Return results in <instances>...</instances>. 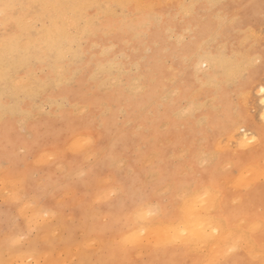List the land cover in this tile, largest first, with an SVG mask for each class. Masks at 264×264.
<instances>
[{"label":"rangeland","instance_id":"obj_1","mask_svg":"<svg viewBox=\"0 0 264 264\" xmlns=\"http://www.w3.org/2000/svg\"><path fill=\"white\" fill-rule=\"evenodd\" d=\"M158 1L159 0H147L145 2H140L142 4H151V2L152 4H160L162 2ZM163 1L165 2V0ZM167 1L166 3H162L176 5L195 4L198 6L215 3L222 7L218 8V10L216 9L214 13L206 8L198 7L194 10L195 15L187 21L183 16L177 18L176 13L180 11L179 9L170 10L171 15L169 16L166 14L163 22L164 25L167 26H159L155 17L141 16L133 21L137 26V33L134 34L135 36H125V38L122 39L124 41L117 40L115 46H112L113 44L111 43H107L105 47L99 48L88 45L83 51V55H74L72 59L63 62V66L66 68L62 69L58 74L53 73L54 68L51 66L55 61L35 67L31 73L32 78L29 80V84L33 83L38 72L42 76H46L47 79L43 82H34L36 83V89L31 91L27 99L24 95L15 93L5 97L4 89L3 93L0 90V111H2L0 112V131L3 130L2 134L5 136V140L0 138V149H2L3 153L2 159L0 160L1 170H3V168L5 169L7 164L26 157L27 153L19 151V149L30 147L38 138L55 141L68 133L71 123L80 122L86 123L89 126V134L93 135L97 142L102 145V149L96 154L94 161H102L111 155H115L119 158V161L123 162L125 167L131 168L134 172L152 164L164 168L165 171L172 168L171 172L178 178L191 180V187L181 188L179 194H183L184 191L188 190V192L194 193L198 190L196 187V179L200 174V161L195 149L198 148L203 141L207 140V133L212 131L210 130L211 128L207 119L209 114L214 117L220 116L222 122L227 123L226 116L228 111H231L236 119L239 117L238 120H240L249 131L253 128L258 130L261 124H264V119H262L264 118V94H262L260 90L261 87L264 88V69H262L261 64L258 62L261 58V54L264 53V45H262L258 39L260 31L264 29V20H262L258 12L260 0ZM4 2L22 3V0H4ZM79 3L107 4V2H96L92 0H81ZM245 5H256L257 7L251 9L244 7ZM244 10H246L249 15ZM229 12L230 14H228ZM242 12L248 16L247 22H250V24H248L249 27L247 25H243L242 27L239 23L233 27L231 19L235 16H240L241 21L240 13ZM221 13L222 16L229 18L228 22L230 23L220 26V24L216 22L215 17L220 16ZM232 15L233 17H231ZM185 24L191 29V32L186 35V42L174 40L172 37L173 33L176 35H185L187 33ZM247 27L248 29L252 28L249 29V33H247ZM253 29H257L258 31H252ZM250 33H255V35H257L255 37V35H251ZM217 35L221 37V43L219 42L218 44L215 42ZM180 43H183L182 52L188 55L187 63L184 61V55L178 54V46ZM135 45L137 47H134ZM216 45L220 48L218 49ZM221 47L223 48L221 49ZM105 48H108L110 51H105ZM201 49H207L212 55L221 54L218 57V62L221 64L219 65L217 62V64L214 65L209 64L211 69L209 67L208 69L204 68L203 65L205 62H208H201V60L209 59L210 63L212 62L208 55H201ZM224 56L225 59L223 58ZM245 57L247 60H245ZM197 58L199 59L196 60ZM253 58H255L257 63L254 65L248 64L251 63ZM97 59H100V61ZM193 60L195 62H191ZM226 60H229V62L226 63ZM199 61L201 62V66L198 72L195 66L200 63ZM222 62L226 65L223 63V70H218L219 66H222ZM232 63H234L233 66ZM104 65L106 66L104 67ZM244 67H246L247 70ZM100 68L102 71H100ZM168 68H172L173 70H169ZM216 69L220 72L216 71ZM237 71H245L247 73L246 79L243 81V94L245 95H241L236 89H232L231 93H226L222 97L217 98L212 87H205L206 84L210 83V81H214L215 78L219 77L223 80L230 73ZM57 75L62 76V78L58 79ZM125 75L127 77H125ZM171 77L176 79H170ZM111 79L115 80L112 82L107 81ZM104 80L108 82H106V85L103 83L105 82ZM122 81L126 83L121 84ZM138 88H140V90H137ZM197 91L198 94H194ZM168 93L169 95H167ZM209 93H212V95H209ZM191 94H193L194 97ZM190 95L191 97H189ZM242 96L247 97H243L242 99ZM66 97L67 99H65ZM4 100L8 102L7 105H5ZM210 100H212L213 103L209 102ZM188 101L192 103L189 104ZM232 102L242 107V113H235L234 104ZM243 102H246V104L242 105ZM77 103H79V107H77V109L76 107L73 108V105ZM186 103L188 107L192 104V107L189 109L190 111L187 109ZM206 103L210 105H205ZM82 107H85L86 110ZM200 107L205 110V114H201L199 110L201 109ZM183 108L185 110H183ZM78 109L81 110V112H79ZM180 109V113L176 114L175 112ZM192 110L194 113L191 112ZM6 112L7 115L5 114ZM185 112H187L188 116L184 115ZM197 118H199V120L201 119L200 122ZM97 121L100 124H98ZM196 129L199 132H197ZM5 130L7 135L4 133ZM233 131H235V129H233ZM215 135L217 139H219V134L215 133ZM114 144L116 145L115 153L112 152V146ZM251 147L254 151H259L260 149L258 143ZM49 151L51 153L53 150L49 149ZM157 157H159V159H157ZM162 161L164 162L163 164ZM57 163L59 167H57ZM73 167L71 163L53 161L50 167L45 166L41 170L30 174L28 181L37 184L35 191L27 194L22 193V196L24 195L23 197H29L34 203V209L46 205V208L43 207L44 212H55V215L47 213V215L45 214L42 216L44 220L46 219L45 223L42 222V217L40 222L35 223L32 221L31 216H29V219L26 215L27 219H25L22 215L23 211L20 214V216L22 215L21 220L23 221L21 226L25 230L29 228L30 220L31 227L37 229V235L39 234L42 238L48 237L55 241V245L45 252L47 253L46 260L50 261L49 263L53 262L52 264H55V262H59V264H73V262H75V264H81L83 260H99L103 258L104 255L99 251V244H97L95 248H85L84 244L88 242L85 240L86 234L84 231L77 232L81 225L85 223L83 213L79 207L83 197L72 199V193L75 189L66 186L76 181L82 183L84 177L79 175V170H87L79 169L77 165L76 168L79 170L74 171ZM60 168L61 171H59ZM44 170H48L49 173L44 172L43 174ZM244 170L246 171V169H241L235 176H232V169L227 167V161L221 165V172L225 173L224 182L226 189L229 183L231 185L239 184L244 189L243 198L238 195H233L230 199L225 200V205L230 208H237L240 205L234 204L233 201H240L242 199L244 206L254 205V210L258 214L261 199L264 197V189L260 186V170L258 167L248 168L249 171L247 170L246 172H244ZM249 173H251V179H249ZM185 174L187 177L184 176ZM252 174L254 177H252ZM148 180L152 181L153 176L149 177ZM250 180H252V182H250ZM242 181H244V184ZM61 187H64L65 191L53 198L51 195L52 191ZM176 187V181L168 185L169 190L175 189ZM1 189H5L3 192L6 193V185L3 182L0 183V190ZM164 190L165 189H159L153 192V197L159 195V193ZM12 198H14L12 200L15 201V196ZM175 207L179 214L183 205L181 203ZM25 208V210L31 209L27 206H25ZM94 215L97 217L94 222H92V216H89L86 220L87 228L90 230L89 232H91L87 234L92 238H96L102 230L109 229V227L114 224L110 221L108 224H105L103 214L95 213ZM51 219H54L55 230L53 229V231L47 228V222ZM77 235L79 236V240H77ZM45 253H42L40 256L45 255ZM58 253L60 254L59 256H57ZM72 255L73 257H71ZM133 258L141 260L158 258L161 261H181L187 259V257L178 250H169L167 253L161 252L158 257L146 250L144 253L135 254Z\"/></svg>","mask_w":264,"mask_h":264},{"label":"snow or ice","instance_id":"obj_2","mask_svg":"<svg viewBox=\"0 0 264 264\" xmlns=\"http://www.w3.org/2000/svg\"><path fill=\"white\" fill-rule=\"evenodd\" d=\"M198 7L214 13L222 6L215 3L200 6L129 2L6 3L0 0V85H3L4 96L15 93L27 99L31 91L36 89V83L29 84V80L37 65L55 61L53 67L60 68L63 62L74 55L82 54L88 45L99 48L111 43L115 46L117 40L137 33L133 21L141 16L155 17L159 26H167L163 22L166 14L171 15L170 10L179 9L177 18L183 16L187 21L195 15L194 10ZM244 7L255 9L257 6ZM258 12L264 20V0H260ZM28 17H35L37 25L41 21H50L48 32H36L31 20L25 24ZM215 20L220 25H226L229 18L220 15ZM239 21L240 16L233 17L232 26L235 27ZM185 27V35L173 33V38L186 42V35L191 29L187 24ZM220 38L217 35L215 42L219 43ZM258 39L264 45V29L260 31ZM33 40L35 45L31 43ZM25 41H29L27 47L22 46ZM182 49L183 43H180L178 54L184 55L187 62L188 55ZM105 51L110 50L105 48ZM201 55H208L215 64L221 54L212 55L207 49H201ZM258 62L264 69V53ZM256 63L253 58L251 64ZM203 67L208 68L209 64L205 63ZM199 69L200 65L197 64L198 72ZM246 76L245 71L233 72L223 80L215 78L205 87H212L217 98L231 93L232 89L242 95ZM46 79L39 72L35 77L39 82ZM261 93L264 94V88ZM4 103L7 105L6 100ZM73 107H79V103ZM234 110L236 114L243 111L239 104L234 105ZM200 111L202 115L205 114L203 108ZM207 119L212 131L207 133V140L195 149L200 161V174L196 179L198 190L194 193L184 191L179 194L181 188L191 187V180L178 178L171 170L162 168L158 175L154 174L145 189L139 193L130 191L123 179L125 165L117 156L94 161L102 145L89 134V126L80 122L71 123L68 133L55 141L38 138L30 147L22 148L21 151L27 153L26 157L6 165L2 182L5 185L27 187L30 174L45 166L50 167L53 161L71 163L74 171L87 170H79V175L84 177L82 183L76 181L66 187L75 189L72 199L83 197L79 207L85 223L77 232L84 231L86 234L85 240L88 242L84 247L95 248L99 244V251L104 255L99 260H83L81 264H264V197L258 214L254 205L244 206L242 199L233 201L240 205L237 208L226 206L225 200L233 195L243 198L244 189L239 184L230 183L226 189L225 173L221 172V165L225 161L227 167L232 169V176L241 169L258 167L260 186L264 189V124L258 130L253 128L249 131L231 111L227 113V123L222 122L220 116L209 114ZM215 133L219 134V139ZM257 143L260 149L254 151L251 146ZM49 149L53 151L50 153ZM115 151L114 144L112 152ZM146 170L155 173L156 166L150 165ZM173 181L177 182V187L169 190L168 185ZM157 189L165 190L153 197L152 193ZM63 191L65 188L61 187L53 190L51 195L55 198ZM181 203L183 207L178 214L175 206ZM105 209L109 211L114 225L123 224L127 227L104 229L96 238H92L87 234L86 220L92 216L95 221L97 217L94 214ZM22 223L20 217L3 221L5 258L0 260V264H49L46 259L38 257L53 247L55 241L37 235V229L31 227L30 220L27 230L21 226ZM146 250L157 257L161 252L178 250L187 259L161 261L158 258H133L135 254Z\"/></svg>","mask_w":264,"mask_h":264},{"label":"bare ground","instance_id":"obj_3","mask_svg":"<svg viewBox=\"0 0 264 264\" xmlns=\"http://www.w3.org/2000/svg\"><path fill=\"white\" fill-rule=\"evenodd\" d=\"M79 1H81V0H22V3H35V2H46V3H60V4H66V3H79ZM86 1V0H85ZM88 1V0H87ZM92 1H96V2H98V1H101V2H107V4L109 3V2H119V3H121V2H129V3H141V2H145V1H147V0H92ZM141 1V2H140ZM156 1V0H155ZM164 2L163 0H159L158 2ZM161 2V3H162ZM166 2H168L167 0H165V2L164 3H166ZM221 2V1H220ZM160 3V4H161ZM179 3V2H178ZM142 4V3H141ZM151 4H152V2H151ZM178 5V4H177ZM227 7V6H226ZM240 7H242V6H240ZM204 10V9H203ZM218 10V9H217ZM221 10V9H220ZM234 10H237V9H234ZM233 10V11H234ZM106 11V10H105ZM228 11V10H227ZM227 11H225V12H227ZM233 11H231V12H233ZM245 12H247L246 10H244ZM234 12H236V11H234ZM223 13V12H222ZM222 13H221V15H222ZM228 14H230V12L228 13ZM247 14H248V12H247ZM234 15V14H233ZM233 15L231 16V17H233ZM240 15H241V21H239V25H241L242 27H243V25H247L248 26V24H250V22H247L248 21V16L246 15V14H244V12H242V13H240ZM249 15V14H248ZM32 21V26L34 27V29H35V31L36 32H40V31H43L44 33H47L48 32V30H49V24L51 23L50 21H41L38 25L36 24V18L35 17H28V18H26L25 19V21H24V23L25 24H28L29 23V21ZM228 23H230V22H228ZM221 26V25H220ZM228 26V25H227ZM249 27V26H248ZM248 27H247V30H248V32L247 33H249V29H252V28H249L248 29ZM189 28V27H188ZM194 28V27H193ZM197 28V27H196ZM174 29V28H173ZM187 29V28H186ZM184 30V29H183ZM257 30V29H256ZM256 30H252V31H256ZM185 31V30H184ZM216 31V30H215ZM252 31H250V32H252ZM258 31V30H257ZM214 32V31H213ZM220 33V32H219ZM245 33V32H244ZM147 34V33H146ZM212 34V33H211ZM217 34V33H216ZM243 34V33H242ZM251 35H252V33H250ZM172 35V34H171ZM213 35V34H212ZM211 35V36H212ZM234 35V34H233ZM254 35H255V33H254ZM257 35V34H256ZM256 35H255V37H256ZM135 36V35H134ZM210 36V37H211ZM166 37V36H165ZM173 37V36H172ZM216 37V36H215ZM193 38V37H192ZM211 39V38H210ZM214 39V38H213ZM240 39V38H239ZM175 40V39H174ZM233 40V39H232ZM255 40V39H254ZM122 41H124V40H122ZM209 41V40H208ZM249 41V40H248ZM258 41V40H257ZM207 42V41H206ZM230 42V41H229ZM28 43L29 42H27V41H25L24 43H23V45L22 46H24V47H27V45H28ZM31 43L33 44V45H35V41L33 40V41H31ZM179 43V42H178ZM202 43V42H201ZM205 43V42H204ZM208 43V42H207ZM221 43V42H220ZM239 43V42H238ZM206 44V43H205ZM205 44H203V45H205ZM218 44V43H217ZM237 44V43H236ZM253 44V43H252ZM255 44V43H254ZM209 45V44H208ZM220 45H222V44H220ZM229 45V44H228ZM231 45V44H230ZM235 45V44H234ZM113 46V45H112ZM123 46V45H122ZM126 46V45H125ZM137 46H138V44H137ZM136 45L134 46V47H137ZM217 46V45H216ZM223 46V45H222ZM92 47V46H91ZM107 47V46H106ZM139 47V46H138ZM201 47V46H200ZM243 47V46H242ZM131 48V47H130ZM217 48L219 49L220 47H218L217 46ZM223 47H221V49H222ZM245 48V47H244ZM168 49V48H167ZM213 49V48H212ZM112 50V49H111ZM127 50H128V48H127ZM132 50V49H131ZM134 50H135V48H134ZM123 51V50H122ZM121 51V52H122ZM199 51V50H198ZM197 51V52H198ZM222 51V50H221ZM221 51H218V52H221ZM224 51V50H223ZM109 52V51H108ZM201 52V51H200ZM214 52H215V50H214ZM226 52V51H225ZM228 52V51H227ZM249 52V51H248ZM106 53V52H105ZM112 53V52H111ZM125 53V52H124ZM129 53V52H128ZM93 54H95V53H93ZM109 54V53H108ZM132 54V53H131ZM229 54V53H228ZM83 55V54H82ZM127 55V54H126ZM129 55V54H128ZM196 55V54H195ZM118 56V55H117ZM191 56H193V55H191ZM198 56H199V54H198ZM253 56V55H252ZM194 57V56H193ZM192 57V58H193ZM197 57V56H196ZM200 57V56H199ZM227 57V56H226ZM232 57V56H231ZM104 58H107V57H104ZM103 58V59H104ZM111 58V57H110ZM119 58V57H118ZM137 58V57H136ZM182 58H183V56H182ZM201 58V57H200ZM221 58V57H220ZM224 59H225V56L223 57ZM233 58V57H232ZM238 58V57H237ZM246 58V57H245ZM74 59H76V58H74ZM109 59V58H108ZM199 58H197L196 60H198ZM85 60V59H84ZM87 60V59H86ZM97 60H99L100 61V59H97ZM105 60V59H104ZM121 60V59H120ZM144 60V59H143ZM159 60V59H158ZM229 60H230V58H229ZM229 60L227 61L226 60V63L227 62H229ZM245 60H247V58L245 59ZM92 61V60H91ZM107 61H109V60H107ZM149 61V60H148ZM185 61V60H184ZM189 61H190V57H189ZM202 61H207L208 62V64H210V65H214L213 63H210V60L209 59H207V60H201V62ZM53 62V61H52ZM117 62V61H116ZM121 62V61H120ZM124 62V61H123ZM130 62V61H129ZM134 62V61H133ZM191 62H193V61H191ZM200 62V61H199ZM198 62V63H199ZM201 62L199 63L200 64V66H201ZM212 62V61H211ZM221 62V61H220ZM231 62V61H230ZM248 62V61H247ZM95 63V62H94ZM98 63V62H97ZM103 63V62H102ZM127 63V62H126ZM187 63V62H186ZM189 63V62H188ZM206 63V62H205ZM223 63L224 62H222V66H219V69L218 70H223V68H224V66H223ZM242 63H244V62H242ZM241 63V64H242ZM55 63H52V67H53V65H54ZM68 64V63H67ZM91 64V63H90ZM99 64H101V63H99ZM104 64V63H103ZM102 64V65H103ZM202 64H204V63H202ZM215 64H217V63H215ZM218 64H219V62H218ZM221 64V63H220ZM219 64V65H220ZM233 64L234 63H232V66H233ZM248 64H251V63H248ZM64 65V63L60 66V68H54V71H53V73L54 74H58L60 71H61V69H64V68H66L65 66H63ZM95 65V64H94ZM110 65V64H109ZM133 65H135V64H133ZM224 65H226L225 63H224ZM247 65V64H246ZM245 65V66H246ZM38 66V65H37ZM36 66V67H37ZM79 66V65H78ZM82 66V65H81ZM93 66V65H92ZM96 66V65H95ZM106 65H104V67H105ZM116 66H118V65H116ZM125 66V65H124ZM187 66V65H186ZM194 66V65H193ZM250 66V65H249ZM85 67V66H84ZM115 67V66H114ZM145 67V66H144ZM195 67H197V66H195ZM217 67H218V65H217ZM41 68V67H40ZM132 68H133V66H132ZM173 68V67H172ZM171 68V69H172ZM191 68V67H190ZM210 68V67H209ZM213 68V67H212ZM244 68H246V67H244ZM243 68V69H244ZM249 68V67H248ZM70 69V68H69ZM68 69V70H69ZM101 69V68H100ZM135 69V68H134ZM141 69V68H140ZM169 70H171L170 68H168ZM183 69H185V68H183ZM197 69V68H196ZM208 69V68H207ZM211 69V68H210ZM215 69V68H214ZM241 69H242V67H241ZM67 70V69H66ZM65 70V71H66ZM80 70V69H79ZM85 70H86V68H85ZM99 70V69H98ZM124 70V69H123ZM137 70V69H136ZM147 70V69H146ZM173 70V69H172ZM217 69H216V71H218ZM246 70H247V68H246ZM47 71V70H46ZM77 71V70H76ZM100 71H102V69L100 70ZM112 71H114V70H112ZM196 71V70H195ZM195 71H194V73H195ZM71 72H73V71H71ZM105 72V71H104ZM119 72V71H118ZM193 72V71H192ZM218 72H220V71H218ZM238 72V71H237ZM76 73V72H75ZM85 73V72H84ZM93 73V72H92ZM135 73V72H134ZM152 73V72H151ZM154 73V72H153ZM62 74H63V72H62ZM62 74H60V75H62ZM101 74V73H100ZM132 74V73H131ZM196 74H197V72H196ZM221 74V73H220ZM44 75V74H43ZM71 75V74H70ZM134 75V74H133ZM136 75H138V74H136ZM143 75V74H142ZM141 75V76H142ZM180 75V74H179ZM178 75V76H179ZM50 76V75H49ZM58 76V75H57ZM77 76V75H76ZM93 76V75H92ZM97 76H99V75H97ZM147 76V75H146ZM182 76V75H181ZM212 76V75H211ZM225 76H227V75H225ZM55 77V76H54ZM66 77V76H65ZM74 77V76H73ZM79 77H80V75H79ZM120 77V76H119ZM125 77H127L126 75H125ZM131 77V76H130ZM195 77V76H194ZM101 78V77H100ZM108 78V77H107ZM110 78V77H109ZM116 78V77H115ZM151 78V77H150ZM153 78V77H152ZM169 78V77H168ZM219 78V77H218ZM103 79V78H102ZM101 79V80H102ZM117 79V78H116ZM170 79H176V78H170ZM196 79V78H195ZM205 79V78H204ZM99 80V79H98ZM113 80H115V79H111V80H107V81H110V82H112ZM130 80V79H129ZM153 80V79H152ZM167 80H169V79H167ZM196 80H198V79H196ZM203 80V79H202ZM48 81V80H47ZM46 81V82H47ZM103 81V80H102ZM105 82H103L105 85H106V80H104ZM131 81V80H130ZM170 81V80H169ZM173 81V80H172ZM181 81V80H180ZM199 81V80H198ZM34 82H37L35 79L33 80V83ZM64 82V81H63ZM62 82V83H63ZM211 82V81H210ZM85 83V82H84ZM87 83V82H86ZM108 83V82H107ZM120 83V82H119ZM137 83V82H136ZM172 83V82H171ZM174 83V82H173ZM121 84H122V82H121ZM120 84V85H121ZM208 84H210V83H208ZM253 84V83H252ZM58 85V84H57ZM61 85V84H60ZM76 85V84H75ZM59 86V85H58ZM192 86H193V84H192ZM251 86V85H250ZM60 87V86H59ZM128 87V86H127ZM195 87H196V85H195ZM126 88V87H125ZM263 87H261L260 88V90L262 89ZM3 86H0V90L2 91V93H3ZM83 89V88H82ZM195 89V88H194ZM193 89V90H194ZM200 89V88H199ZM199 89H197V90H199ZM202 89V88H201ZM212 89V88H211ZM126 90H128V89H126ZM157 90V89H156ZM207 90H208V88H207ZM245 90H247V89H245ZM134 91H137V90H134ZM166 91H168V90H166ZM176 91V90H175ZM114 92V91H113ZM121 93V92H120ZM125 93H127V92H125ZM163 93V92H162ZM170 93V92H169ZM169 93L167 94V95H169ZM201 93V92H200ZM88 94V93H87ZM194 94H198V91L197 92H195ZM215 94V93H214ZM247 94V93H246ZM191 95H193V94H191ZM191 95L189 96V97H191ZM243 95H245V94H243ZM249 95V94H248ZM45 96V95H44ZM125 96V95H124ZM263 96V95H262ZM63 97V96H62ZM193 97H194V95H193ZM231 97V96H230ZM239 97V96H238ZM243 97H247V96H242V99H243ZM54 98V97H53ZM138 98V97H137ZM201 98V97H200ZM64 99V98H63ZM65 99H67V97L65 98ZM156 99V98H155ZM192 100V99H191ZM231 100V99H230ZM244 100H245V98H244ZM220 101V100H219ZM235 101V100H234ZM241 101H243V100H241ZM62 102V101H61ZM68 102V101H67ZM122 102V101H121ZM124 102V101H123ZM152 102V101H151ZM154 102V101H153ZM178 102V101H177ZM189 102V101H188ZM209 102H212V100H210ZM216 102V101H215ZM236 102V101H235ZM8 103V102H7ZM22 103V102H21ZM75 103V102H74ZM190 103H192V102H189V104ZM213 103V102H212ZM233 103V102H232ZM29 104V103H28ZM37 104V103H36ZM103 104H105V103H103ZM175 104V103H174ZM187 104V103H186ZM234 104V103H233ZM243 104H246V102H243L242 103V105ZM263 104H264V101H263ZM39 105V104H38ZM42 105V104H41ZM70 105H72V104H70ZM69 105V106H70ZM147 105V104H146ZM205 105H210V104H205ZM204 105V106H205ZM218 105V104H217ZM235 105V104H234ZM67 106V105H66ZM222 106V105H221ZM232 106V105H231ZM230 106V107H231ZM55 107V106H54ZM111 107V106H110ZM143 107V106H142ZM185 107H186V105H185ZM184 107V108H185ZM187 107H188V104H187ZM190 107H192V104L190 105ZM190 107H188L187 109L189 110L190 109ZM207 107V106H206ZM217 107V106H216ZM224 107V106H223ZM74 108V107H73ZM82 108H84L85 109V107H82ZM87 108V107H86ZM121 108V107H120ZM181 108V107H180ZM183 108V110H185ZM201 108V107H200ZM222 108V107H221ZM220 108V109H221ZM49 109V108H48ZM76 109H77V107H76ZM75 109V110H76ZM81 109V108H80ZM211 109V108H210ZM231 109V108H230ZM30 110V109H29ZM35 110V109H34ZM67 110V109H66ZM86 110V109H85ZM144 110V109H143ZM200 110V109H199ZM213 110V109H212ZM38 111V110H37ZM49 111V110H48ZM78 111L79 112H81V110H79L78 109ZM149 111V110H148ZM179 111V112H178ZM177 112H175L176 114H178V113H180V111H181V109L180 110H178ZM190 111V110H189ZM188 111V112H189ZM197 111V110H196ZM220 111V110H219ZM0 112H2V111H0ZM35 112V111H34ZM183 112V111H182ZM191 112H193L194 113V111L192 110ZM229 112V111H228ZM47 113V112H46ZM67 113V112H66ZM125 113V112H124ZM123 113V114H124ZM33 114V113H32ZM55 114V113H54ZM95 114V113H94ZM122 114V113H121ZM247 114V113H246ZM4 115V114H3ZM20 115V114H19ZM24 115V114H23ZM208 115V114H207ZM5 116V115H4ZM58 116V115H57ZM123 116H125V115H123ZM178 116V115H177ZM188 116V115H187ZM202 116V115H201ZM206 116V115H205ZM118 117V116H117ZM179 117H180V115H179ZM34 118H36V117H34ZM119 118V117H118ZM140 118V117H139ZM239 118V117H238ZM237 118V119H238ZM22 119V118H21ZM135 119V118H134ZM185 119V118H184ZM2 120H4V119H2ZM18 120V119H17ZM197 120H199V118H197ZM201 120V119H200ZM200 120H199V122H200ZM134 121V120H133ZM132 122V121H131ZM203 122H204V120H203ZM97 123H98V121H97ZM119 123V122H118ZM98 124H100V123H98ZM197 124V123H196ZM129 125V124H128ZM198 125V124H197ZM196 125V126H197ZM205 125V124H204ZM127 127V126H126ZM205 127V126H204ZM21 128V127H20ZM176 128V127H175ZM144 129V128H143ZM210 129V128H209ZM145 130V129H144ZM147 130V129H146ZM189 130V129H188ZM188 130H186V131H188ZM211 130V129H210ZM249 130V129H248ZM171 131V130H170ZM196 131H197V129H196ZM120 132V131H119ZM141 132V131H140ZM197 132H199V131H197ZM3 133V130H1L0 131V138H2L3 140H5V136H4V134H2ZM4 133H5V135H7L6 134V130L4 131ZM161 133V132H160ZM159 133V134H160ZM179 133H181V132H179ZM178 133V134H179ZM172 134V133H171ZM177 134V135H178ZM29 135V134H28ZM130 135V134H129ZM116 136V135H115ZM134 136V135H133ZM166 136V135H165ZM172 138V137H171ZM242 139V138H241ZM6 140H7V138H6ZM110 140V139H109ZM134 140V139H133ZM150 140V139H149ZM199 140V139H198ZM166 141V140H165ZM175 141V140H174ZM186 141H187V139H186ZM110 142V141H109ZM108 142V143H109ZM167 142V141H166ZM198 142V141H197ZM158 144H159V142H158ZM161 144V143H160ZM152 146V145H151ZM161 147V146H160ZM189 147V146H188ZM139 149V148H138ZM175 149V148H174ZM173 149V150H174ZM18 151V150H17ZM19 151H21L20 149H19ZM179 151V150H178ZM177 151V152H178ZM169 152H171V151H169ZM120 153V152H119ZM165 154V153H164ZM120 155H121V153H120ZM2 156H3V153H2V149H0V160L2 159ZM167 156V155H166ZM184 156V155H183ZM160 157V156H159ZM164 157V156H163ZM178 157V156H177ZM181 157H182V155H181ZM188 157V156H187ZM154 159V158H153ZM183 159V158H182ZM164 160V159H163ZM180 160V159H179ZM176 161V160H175ZM5 162V161H4ZM177 162V161H176ZM161 163V162H160ZM164 162L162 161V164H163ZM58 165V166H57ZM57 167H59V164L57 163ZM152 165H155L156 166V164H152ZM170 165V164H169ZM172 165V164H171ZM2 166V165H1ZM61 166V165H60ZM162 166V165H161ZM5 167V166H4ZM62 167V166H61ZM149 167V166H148ZM148 167H146V168H144V169H141V170H139V171H137V172H134L131 168H128V167H125V170H124V173H123V179L127 182V185H128V187H129V189H130V191H133V192H137V193H139V191L141 190V189H145L146 188V186L149 184V183H151V181L150 180H148V178L149 177H151V176H154V174L155 175H158V173H159V169H161L160 167H158V166H156V171H155V173H153V172H149V171H147L146 169H148ZM2 169V168H1ZM0 169V170H1ZM162 169H164V168H162ZM172 169V168H171ZM170 169V170H171ZM248 169H246V171H247ZM251 170V169H250ZM4 171H5V169L3 168V170H1L0 171V183H2V178H3V173H4ZM59 171H61V168H60V170ZM245 170H244V172H246ZM249 171V170H248ZM44 172L45 173H49V171L48 170H44L43 171V174H44ZM64 172V171H63ZM243 172V173H244ZM42 174V175H43ZM242 174V173H241ZM248 174V173H247ZM253 175V174H252ZM179 176V175H178ZM184 176H186V174L184 175ZM180 177V176H179ZM187 177V176H186ZM250 177V176H249ZM252 177H254V175L252 176ZM249 179H251V177L249 178ZM248 179V180H249ZM258 179V178H257ZM229 180H231V179H229ZM250 182H252V180H250ZM240 183H241V181H240ZM242 183L244 184V181H242ZM247 184H249V183H247ZM234 185V184H233ZM244 186V185H243ZM36 187H37V184L36 183H34V182H32V181H28L27 182V187H25L24 185H19V186H15V185H12V184H8V185H6V193L5 192H3L5 189H1L0 190V260H3L4 258H5V248H4V229H3V221L5 220V219H7V218H12V219H15L16 217H22V215H23V217H26V215H27V217L30 219V217L29 216H31V218H32V221H34L35 223H38V222H40V219H41V217L43 216V215H45V214H47V213H50V214H52L53 215V212H49V211H47V212H44V208L43 207H45L46 208V205H43L42 207H36L35 209L33 208V205H34V203L30 200V198L29 197H23L22 196V193L24 194V193H30V192H33V191H35V189H36ZM247 187H249V186H247ZM51 189V188H50ZM49 190V189H48ZM159 189H157L156 191H158ZM7 191H8V193H7ZM189 191V190H188ZM9 193H10V195H9ZM25 194V195H26ZM15 196V201H13L12 199H14V198H12V197H14ZM46 196V195H45ZM58 198V197H57ZM56 198V199H57ZM228 200V199H227ZM25 206H27L28 208H31L29 211L28 210H25L26 208H25ZM24 208V209H23ZM25 210V211H24ZM33 210V211H32ZM47 210V209H46ZM23 211V214L20 216V214H21V212ZM66 211V210H65ZM113 211H118V209H113ZM55 213V212H54ZM100 214H103V216H104V221H105V224H108L109 223V221L111 222V223H113V220H112V218H111V215H110V213H109V211L107 210V209H105L103 212H101ZM106 218H107V220H106ZM22 219V218H21ZM33 222V223H34ZM42 222L43 223H45L46 222V219L44 220L43 219V217H42ZM92 222H94V220L92 221ZM47 228L49 229V230H51V231H53V229H54V219H51L49 222H47ZM92 224V223H91ZM49 225H53L52 227H49ZM113 227H127L126 225H123V224H121V225H111L110 227H109V230H111ZM27 230V229H26ZM55 230V229H54ZM90 230H88V232H89ZM91 232H89V234H90ZM53 234V233H52ZM39 235V234H38ZM93 238H95V237H93ZM75 247V246H74ZM59 251V250H58ZM63 252V251H62ZM59 253H60V251H59ZM57 254V256H59L60 254ZM47 253H45V255H43V256H39L38 258H40V259H46L47 257V255H46ZM140 254V253H139ZM75 256V255H74ZM71 257H73V255L71 256ZM70 257V258H71ZM26 261H27V256H25V258H24ZM70 260V259H69ZM48 262H50V261H48ZM51 262H52V260H51ZM53 263V262H52ZM52 263H49V264H52Z\"/></svg>","mask_w":264,"mask_h":264}]
</instances>
